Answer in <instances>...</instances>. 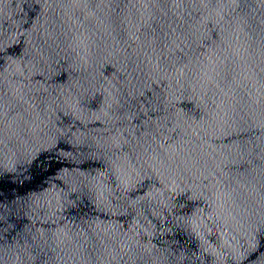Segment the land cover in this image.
Listing matches in <instances>:
<instances>
[{
    "label": "water",
    "instance_id": "1",
    "mask_svg": "<svg viewBox=\"0 0 264 264\" xmlns=\"http://www.w3.org/2000/svg\"><path fill=\"white\" fill-rule=\"evenodd\" d=\"M0 264H264V0H0Z\"/></svg>",
    "mask_w": 264,
    "mask_h": 264
}]
</instances>
